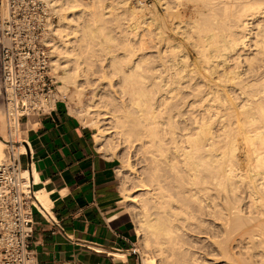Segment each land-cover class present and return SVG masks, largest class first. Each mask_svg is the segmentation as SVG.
<instances>
[{
    "label": "bare ground",
    "instance_id": "bare-ground-1",
    "mask_svg": "<svg viewBox=\"0 0 264 264\" xmlns=\"http://www.w3.org/2000/svg\"><path fill=\"white\" fill-rule=\"evenodd\" d=\"M204 1H205V4L208 3V0H204ZM61 3L60 5H62ZM209 3L211 7L208 6V8H211L209 10L212 11L211 12L212 20L210 21L209 19V25L207 26H210V27L209 28L206 27L207 29L204 28L202 30L200 27V25L202 24L200 23V25H197L196 26L197 28H195L194 30L196 33L197 32L196 29H198V32H197L198 34H195V35H198V40L195 42V44L197 43L198 48L200 46L202 48L201 51L199 52L201 60H203V62H205L207 66L211 65L209 66V68L210 67L212 68L213 66V70L211 69L212 72L210 71L211 72L210 76L204 78V79H209L206 81L207 84H205V85H208L207 90L203 92V93H206L207 95L206 97L207 102L205 106L203 105L204 107L202 108V110L195 117L190 119L189 124H185L187 122V121L186 122L184 121L186 118L184 120L182 118L183 122H185L184 124L186 125V126H183V128H180L179 126H177L178 123L177 124L175 123L176 126L179 127L177 128L179 135L175 137L176 132L173 130L175 125H173L174 127L171 126L173 129L172 128L169 129L171 132L170 134L172 135L171 136L169 134L171 136L170 143L173 145V151L171 153V156L166 157V161L165 160L164 161L167 163V166L169 167V172H171L174 176L175 180L174 179L173 180L176 183L175 190L173 194L168 192V190L166 189L168 186L165 187L164 185L165 178L164 180H162L163 177L160 176L162 175L161 174L162 171L161 173H159L160 168H162L161 166L162 162H158L159 159L156 160L157 158L152 159L153 157H151V159L153 160L151 162H153L154 165L152 164L153 174L149 177L150 178L149 183L141 182L137 184L135 181H133L135 182L134 184H137V185H134L132 188L134 190L133 193H140V194H138L137 196H133L134 194H132L130 191H128V193L125 194L126 201H130L131 203H134L140 206L139 215L141 216L140 218H138V223L140 227V229L137 232L138 235L141 236L143 231L145 232V230H148L151 232V235L153 236V239H152L153 241H151L150 239V241L145 242L146 247L150 246V243L152 242L154 247L158 249L161 255L164 254V251H167V253L169 252L171 255L176 257L172 262H167V264H192L193 261L195 262V264H197V262H200L199 261L200 258L198 257V255L197 256L194 254L189 255V253L188 254H186L187 252L185 253L183 249L184 243L182 244V242L178 238L177 233L181 228L180 218L182 217L185 218L184 219L185 222L189 223L193 227L195 226V229H198V230H201V226H202V224H199L198 222L200 221L199 219L201 217H204V219H206L205 217H207V219L210 218V219H214L215 221L216 220L219 221L221 223L220 224L221 232L219 231L218 232L219 233L223 232L224 242L222 243L225 249L221 243L222 240L221 241L218 240L220 242L218 246L223 250V252H225V254L228 252L231 253L233 249L235 248L236 249L237 248H245V249L248 248V249L256 250V247L259 244H264V76L262 75L263 70H264V29L262 31L258 29L256 36L255 37L253 36L255 38L254 46L256 48V53H254L253 56H249L246 58V64L247 63L249 64V65L247 64V66H249L248 67L249 69L247 68L244 69L240 67L241 69L238 68V70L235 68L229 70L228 68L230 67L229 63H230V57H233L232 55H237L238 57H242L241 50L244 47H246L245 41L247 39L249 40V37L252 34V32L250 33V30L248 29L249 27H253L252 25L250 26V22L264 14V0H209ZM209 3L207 5H209ZM205 8H207V6ZM210 11L208 15L209 17H210ZM195 23H198V22L196 21ZM206 23H208V20ZM206 23L204 25H206ZM261 23L263 24V22ZM204 25H202V27H204ZM239 25L243 31L237 28L239 27ZM93 29L89 28L87 34L88 35L90 34V36L95 37L94 34L99 33V29H98V32H96V30H93ZM158 29L161 30V28H158ZM235 29H239V32L241 31L242 34L239 35V32H237L238 30H235ZM162 30L161 32L160 31L158 32L159 34L156 33V35L157 34L164 35V31L162 32ZM150 34H151V30L149 31V34H148L149 36L148 37L146 36L147 37L146 39H148L149 41L148 43L150 44L149 46L151 47V44L153 43H151L152 40L150 41V38H151L150 36L152 35ZM161 38L165 40L168 39L167 36L165 38L161 36ZM196 38L193 40H196ZM48 39L49 38H47V40ZM159 45L161 46V44ZM167 45H169V43ZM171 45H172V42H171ZM251 49L254 50V47ZM148 51H153V49L148 50ZM132 53L130 55H127V58L129 59L127 61V64L130 67V69H129V73L126 72L127 76H124V79L129 80L130 82L129 81L128 82L131 84V81L139 78L140 83H142L140 85L143 86V87L139 86L141 87V89L139 88V91L137 90V92L135 89L131 88L133 91V92L131 91V93L134 95V97L131 100V103L132 105L136 107L137 113H138V115L136 116H139L137 118H140V121L142 123V128L141 130H139L140 132L138 131L137 132L140 135H144L146 138H148L151 147H153L157 153L163 156L165 153L164 146H163L165 139L164 137H162L161 134H165V133L164 132L161 133L164 130L161 128H164V127H162V125H160V122H158L159 117L156 114L157 111H155V107H154L155 101L153 100L154 101L153 102L152 101L153 96H150L152 94L151 88L156 89L155 87L157 86L160 90L159 91L160 94L161 93L164 94L166 92L167 96L168 94H170V96L168 97L169 100L170 99L172 101L173 99L175 100L176 91L177 92L179 91V88L177 90L176 86L180 84L182 85L184 83L183 81L187 82V79L189 78V75H188L189 71L187 70V65H189V63L187 64L186 63L187 61L184 62L185 60L177 61L174 55L171 61H170L171 58L170 59L168 58L169 60L167 61L168 62L170 61L168 65L160 66L162 68L164 67V70L160 69L161 70L160 71L158 68H156V70L153 68L155 72L154 73L152 72V75L149 76V71L151 70L147 68H146L147 69L146 72L144 70L143 71L140 70L141 62L139 63V62L134 61L135 59L133 60ZM260 56L261 58H259ZM159 58L162 59L161 57ZM59 59L61 58H58L57 63L59 62ZM145 59H146L145 61L147 62V60H149L150 58H148V56H145ZM122 62L123 61H121V63ZM180 64H183V65H180ZM220 67H222L223 73L219 76H214L219 73L218 69ZM120 68L122 69V67ZM67 73L68 72L64 71V74L60 76L62 82L64 83L63 89L64 87L66 89L68 87L67 86L68 83H70V77L68 76L69 74ZM200 73L199 75L202 74ZM261 75L263 77H261ZM203 77H205V74L202 76V78ZM136 81H133V82H136ZM258 81L260 82L258 83ZM188 83L190 84L191 82H188ZM134 84L135 83H132V86ZM136 84L139 85V82H136ZM149 87L151 88L149 89ZM128 89H130L129 86H128ZM196 89L194 91H197ZM199 90H198V93L200 92ZM161 91H163L164 93ZM199 94H198V97H199ZM177 95H179V93ZM206 95L204 94V96ZM167 96L164 98L162 95L163 99L161 98V100L159 101L163 104L165 101H167L164 104L165 106L166 104L169 103ZM100 108L101 106L99 107V109ZM89 109L86 112L92 118L97 120V121L95 120L96 124L99 122L101 117H103L102 119L106 121V124L109 125L110 121L114 120L115 115H116V114H113V112L112 113L109 112V109L107 108H105L108 110L107 112H104V111L100 112V110H103V109H100L99 111L98 110L95 111V107L93 108L94 110H91V109L89 110ZM118 116L119 115H117L116 117ZM170 116H168V118ZM180 116L182 117V115ZM177 117L179 116H176V119ZM137 118L135 119L138 120ZM161 118L163 117L161 116ZM177 120H174V122ZM117 122L119 124V121ZM107 132L108 131L100 130V132L95 135L97 146H100L101 143L104 141L105 139L104 137L107 134ZM118 132L116 133V135L118 134ZM111 133L113 132H110L108 134H111ZM141 137L142 136L139 137V140ZM143 140L144 139L141 138V141ZM141 147H142V143L140 145V148ZM22 150H24L23 147H22ZM159 166L161 167L159 168ZM148 168H149V165H148ZM22 171H23L22 172L23 177L27 181H29L30 172L24 169ZM136 173L137 172H135V174ZM33 175L35 176L34 182L38 183L40 180H39L37 172L34 171ZM150 188H152L151 189L152 191L158 192L156 196L153 195L152 198L147 197L149 195H147L146 193L144 194V192L148 191ZM35 193L37 196L38 205L44 208L46 212H50L52 203L49 199V195L46 194L44 190H39L38 192L35 191ZM149 193L150 192H148V194ZM175 207L176 209H174ZM151 211H157V216L153 217L151 214L152 213ZM144 234L146 235V233ZM148 236L146 235V237ZM144 237L145 236H143L142 238ZM257 238H260L261 242ZM256 239L258 243L255 242ZM218 241L216 243H218ZM234 243H236L237 245ZM245 243L247 244V246H245ZM249 254L251 253L249 252ZM249 257H251V255ZM144 264H155L154 258L148 257L144 261Z\"/></svg>",
    "mask_w": 264,
    "mask_h": 264
},
{
    "label": "rangeland",
    "instance_id": "rangeland-1",
    "mask_svg": "<svg viewBox=\"0 0 264 264\" xmlns=\"http://www.w3.org/2000/svg\"><path fill=\"white\" fill-rule=\"evenodd\" d=\"M61 1H62V3H61ZM144 1H145V3L141 5L139 3V0H52L53 6L55 8V14H56V23H55L56 27H54L52 33L48 37L49 39L47 40L48 46H49L50 51H51V61H52L51 62V71H52V74L55 75L56 80H57V83H56L57 88H56V93L54 96L57 100H60V102L65 107V110H67L71 115L76 117L82 125L88 127L91 130V132L93 134V138L95 141H96L95 135L97 133H99L100 130L108 131L107 134L105 133L106 134L104 137L105 139L103 138L104 141L101 143V145L100 146L96 145V146H97V148H99V150L104 155H106L108 157H116L119 160L118 161V167H117V176H118V179H119V182L121 185L122 194H123L124 199H125V204L127 205L128 210L131 212V214L133 216V222H134V225L136 228V232H138V230L140 229L139 223H138V218H140V216H141V215H139L140 214V210H139L140 206L136 205L134 203H131L130 201H126L125 194H127L128 191H130L132 194H134L133 196H137L138 194H140V193H133L134 190L132 188L134 185H137L138 183H141V182H148L149 183V179H150L149 177L153 174L152 173L153 172L152 166L154 165L153 162H151V161H153L152 159H156V158H157L156 160L162 159L160 161L158 160V162H162L161 166L163 168L162 169V168H160L161 166H159V168H160L159 173H161V171H162V173H161L162 175H160V174L159 175L163 177L162 180H164V178H165L164 185H165V187L168 186L166 189L168 190V192L173 194V192L175 190L176 183L174 181L175 179H174L173 174L171 172H169V167L167 166V163L165 162L166 157L171 156V153L173 151V145L170 143V139H171L172 135L170 134L171 132L169 129H171L172 127H174L173 125H175L174 129L173 128L172 129L176 132L175 133V137H176L177 135H179L177 128H179V127L183 128V126H186L185 124H189L190 119L195 117L202 110V108L205 106V104L207 102L206 101L207 95H206V93H203V92H205L207 90L208 85H205V84H207L206 81L209 79H204V78L209 77L210 73L213 70V66H212V68L211 67L209 68V66H211V65L207 66V64L205 62H203V60H201V58H200L199 52L201 51L202 48H201V46L198 48L197 43L195 44V42L198 40V35H195V34H198L197 33L198 29H196L197 30L196 33L194 31L195 28H197L196 27L197 25H200V23L202 25H204L207 22V20H208V23H206V25H204V27H202V25H200V27L202 30L204 28L207 29L210 27V26H207V25H209V19H210V21L212 20L211 19V14H212L211 12L212 11L209 10L211 8H208V6H210L209 0H208L209 5H207L208 3L205 4L204 0H144ZM191 2H192V4H191ZM202 2H203V4H202ZM60 3L62 5H60ZM204 4L207 6V8H205L206 6ZM209 11H210V17L208 16ZM199 15H201V16H199ZM263 17H264V14L250 22V26L252 25L253 27H249L248 29L250 30V33L252 32V34H251L252 38L250 36L249 40L247 39L245 41L246 42L245 46L247 48L242 47L243 48L241 50V56L242 57H238L237 55H232L233 57H230V63H229L230 67H228L229 70L234 69V68L237 70H238V68L239 69H241V68L249 69L248 68L249 66H247L248 63L246 64V58L249 56H253V54L256 53V48L254 46V42H255L254 37L256 36L258 29H260L261 31L264 29L263 28L264 27V18ZM178 20H179V22H178ZM196 21L198 23H195ZM261 22H263V24ZM210 23H212V22H210ZM157 27L161 28V30L163 29L162 32L164 31V35H158L159 34L158 32L159 31L161 32V30H159ZM89 28H91V29L94 28L93 30H96V32H98V29H99V33L94 34L95 37L90 36V34L89 35L87 34ZM237 28L241 29L240 25ZM149 29L151 30V34H152V35L150 34L151 35L150 37L152 38V39L150 38V41L152 40L151 43H153V44H151L152 48L149 46L150 44L148 43L149 42L148 39H146L149 36L148 35L149 31H150ZM239 29H235V30H238L237 32H239ZM102 30H104V31H102ZM241 31H243V30L241 29ZM241 31L239 32V35L242 34ZM176 32H178V33H176ZM156 33H158V34L156 35ZM182 33H183V35H182ZM161 36H163L164 38L167 36L168 39L165 40V39L161 38ZM196 36H197V38H196ZM248 36H247V38H248ZM187 37H188V39H187ZM194 37L196 38V40H193V39H195ZM75 39H77V40H75ZM171 42H172V45H171ZM191 42H193V43H191ZM103 43H104V45H103ZM168 43H169V45H167ZM159 44H161V46ZM131 46H132V48H131ZM155 46H157V47H155ZM168 46H169V48H168ZM252 46L254 47V50L251 49V48H253ZM149 48H151V49H149ZM197 48H198V50H197ZM85 49H86V51H85ZM152 49H153V51H148V50H152ZM245 49H246V51H245ZM175 50H177V51H175ZM159 52L161 55L159 54ZM131 53L133 54V60L135 59L134 61L139 62V63L141 62V64H140L141 69L140 70H142V71L144 70L145 72L147 69L151 70V71H149V76L152 75V72L153 73L155 72L156 68H158L159 70L160 69L164 70V67L162 68L160 66L161 65H168V63L172 60L174 55H175V57H176L175 59H177V61L185 60L184 62L187 61L186 63L187 64L189 63V65H187V70L189 71L188 72L189 78L187 79V82L183 81L184 83L182 85L180 84L181 86L180 85L176 86L177 90L179 88V91L178 92L176 91L175 95L178 98L175 97V100L173 99V101H172L170 99L171 100L170 101L168 98L170 96V94H168V96H167L166 92L164 93L163 91H161L164 94H162V93L160 94V92H159L160 90L157 86L155 87L156 89L149 87V89L151 88V90H152V94L150 96H153L152 101L153 100L155 101V102L153 101L155 103L154 107H155V111H157L156 114L159 117V120H158V118H157V120H158V122H160V125H162V127H164V128H161V129H164L161 133H163V132L165 133V134H161L162 137H164V139H165L164 145H163L165 153L163 156H161L159 153L156 152V150L153 147H151L148 138H146L144 135H140L138 133V132H140L139 130H141V128H142V123L140 121V118H137L139 116H136V115H138L136 107L134 105H132V103H131V100L134 97V95L131 93V91H132V89H135L137 92V90L139 91V88L141 89V87H143V86L140 85L142 83H140L139 78H137V77H136L137 79H134V80L132 79V80L133 81L137 80L136 82H139V85L133 81H131V84H130L129 80L124 79V76H127V73H129V69H130V67L127 64V61L129 60L127 58V55H130ZM145 56H148V58H150L149 60H147V62L145 61L146 60ZM159 57H161L164 61L162 59H160ZM58 58H61V59H59V62H58L59 64L57 63ZM168 58L169 59L171 58L169 62L167 61V60H169ZM259 58H261V56ZM119 59L123 62L121 63V61ZM124 60L126 61V63ZM181 63H183V62H181ZM180 65H183V64H180ZM120 67H122V69ZM124 67H126V68H124ZM199 70L201 71L202 74L200 73ZM56 71H58V72H56ZM64 71L68 72L67 74H69L68 76L70 77V83H68V85H67L68 87L66 89H65V87L63 89L64 83L62 82V80L60 78V76L64 74ZM105 71H106V73H105ZM218 71H219V73L217 75H214V76H219L223 73L222 67H220L218 69ZM199 73L202 76L205 74V77L202 78V76L199 75ZM262 75L264 76V70H263ZM262 75H261V77H263ZM191 76L193 79L191 78ZM195 76L197 77V79ZM200 76H201V78H200ZM210 78H212V77H210ZM260 81H258V83ZM188 82H191L190 83L191 85ZM132 83H135V84L132 86ZM128 86L130 89H128ZM139 86H141V87H139ZM190 86H191V88H190ZM182 87H183V89H182ZM203 88H204V90H203ZM127 89L130 91H128ZM187 89H189V90H187ZM195 89L197 91H194ZM198 90L200 91L199 92L200 94L198 93ZM184 91H186V92H184ZM189 92H191V93H189ZM156 93H158V94H156ZM178 93H179V95H177ZM193 94L195 97L193 96ZM196 94H197V96H196ZM198 94H199V97H198ZM204 94L206 96H204ZM162 95L164 98L167 96L168 102L170 103V104L169 103L166 104L167 108L164 105L167 101H165L164 104L159 102L162 98ZM156 97H157V99H156ZM179 97H180V99H179ZM158 103H159V105H158ZM160 104H162V105H160ZM123 105H124V107H123ZM100 106H101L100 109H103V110L99 109ZM105 106H107V107H105ZM87 107H88V109L90 108L91 110H94L93 108L95 107V111L100 110V112L101 111L107 112L108 111L107 109H109V112H111V113L113 112V114H116L115 115L116 119L114 118L115 121L114 120L110 121V124L108 125V124H106V121H104L102 119L103 117H101L99 122L96 124L97 120L92 118L90 115L87 114V112H86V111H88ZM105 108H107V109H105ZM110 108H111V110H110ZM114 108H116L119 111H117ZM163 111L164 112L166 111L165 114ZM104 112H102V113H104ZM191 113H192V115H191ZM92 115H93V113H92ZM94 115H95V113H94ZM117 115H119L120 117L119 116L116 117ZM159 115H161L163 118L165 116L166 117L163 119ZM180 115H182V117ZM168 116H170V117L168 118ZM176 116H179V117H177V119L179 118L178 120L176 119ZM117 118H118V120H117ZM135 118H137L138 120H136ZM182 118H183V120L186 118L184 121L185 122L187 121V122L186 123L183 122ZM169 119L171 122L169 121ZM174 120H177V121L174 122ZM117 121H119V124ZM0 123L3 126V134H4V137L6 138V121H5V116L3 113L2 95H1V99H0ZM175 123L176 124L178 123L177 126H179V127H177ZM139 124L141 127L139 126ZM120 125H122V126H120ZM138 126L140 129L138 128ZM23 127L25 129L26 125H24ZM115 129H117V130H115ZM110 132H113V133L108 134ZM117 132H118V134L116 135ZM167 132H169V133H167ZM22 134L25 135L26 131H23ZM139 135L142 136L141 138L144 139L143 141H141V138L139 140V137H140ZM135 136H136V138H135ZM137 137H138V139H137ZM128 138H129V140H128ZM108 139H109V141H108ZM128 141H130V142H128ZM139 143H140V145L142 143L143 148L142 147L140 148ZM5 147H6L5 144L2 141H0V149H1L0 150V158L4 156ZM160 156H161V158H160ZM151 157H153V158L151 159ZM163 157H165V158H163ZM147 159H149V160H147ZM148 165H149V168H148ZM164 167L166 170L164 169ZM135 172H137V173L135 174ZM147 173H148V175H147ZM164 174H165V176H164ZM167 174H168V176H167ZM166 177H167V179H166ZM133 181H135L137 184H134L135 182H133ZM167 181H168V183H167ZM131 189H132V191H131ZM151 189L152 188H150L148 191L144 192V194L146 193L147 195H149V196H147L149 198H152L153 195L156 196V194L158 193L157 191H152ZM148 192H150V193L148 194ZM152 192H153V194H152ZM174 209H176V207ZM151 212H152L151 214L153 217L157 216V211H151ZM205 218L206 219H204V217H201L199 219L200 221H198L199 224H202L201 230L195 229V226L193 227L189 223L185 222L184 217L180 218L181 228L177 233L178 238L180 239L182 244L184 243L183 249H184L185 253L187 252L186 254L189 253V255L190 254H194L196 256L198 255V257L200 258V259L198 258L200 262H197V264H200V263L201 264H238V263L239 264H261V263L264 264V262H262V261H264V258H263L264 257V244H259L256 247V250H252V249H248V248H246V249L245 248H237V249L235 248V249H233V251L231 250L233 253L228 252L229 254L228 253L225 254V252H223V250L218 246V244L220 243L219 241L222 240L221 243L224 242L223 241L224 240L223 232L219 233V232H221V228H220L221 223L217 220L215 221L214 219H210V218L207 219V217H205ZM199 232H200V234H199ZM201 232H202V234H201ZM144 233H146V235L147 236L149 235V236L146 237V235ZM137 236H138V238L135 241V244L132 246V248H133V255H134L136 262L138 264H144V261L148 257H153L155 264H167V262H172L176 258L175 256L171 255L169 252L167 253V251H164V254L161 255L159 253L158 249H156L154 247L152 242L150 243V246L146 247V245H145L146 241H150V239H151V241H153L152 240L153 236L151 235L150 231L145 230V232L144 231L142 232L141 236L142 237L145 236L144 238L139 236L138 233H137ZM257 239L260 241V238H257ZM257 239L255 241L256 243H258ZM217 241H218V243H216ZM234 244H236V243H234ZM222 245H223V243H222ZM245 246H247L246 243H245ZM223 247H224V245H223ZM224 249H225V247H224ZM200 251H202V252H200ZM249 252L251 254H249ZM252 253L253 254L255 253V254L253 255ZM250 255H251V257H249ZM235 258H236V260H235ZM192 264H195V262L193 261Z\"/></svg>",
    "mask_w": 264,
    "mask_h": 264
},
{
    "label": "crops",
    "instance_id": "crops-1",
    "mask_svg": "<svg viewBox=\"0 0 264 264\" xmlns=\"http://www.w3.org/2000/svg\"><path fill=\"white\" fill-rule=\"evenodd\" d=\"M2 92L0 70V99ZM24 125L22 168L34 190H44L52 203L50 212L34 209L37 264H138L132 248L138 236L117 176L118 158L104 155L91 130L61 102L51 114L28 116Z\"/></svg>",
    "mask_w": 264,
    "mask_h": 264
},
{
    "label": "built area",
    "instance_id": "built-area-1",
    "mask_svg": "<svg viewBox=\"0 0 264 264\" xmlns=\"http://www.w3.org/2000/svg\"><path fill=\"white\" fill-rule=\"evenodd\" d=\"M55 23L52 0H0L6 121V147L0 158V264H37L32 247L34 209L46 211L37 203L33 183L22 174V147L28 144L22 132L25 118L51 114L60 102L54 96L57 80L47 43Z\"/></svg>",
    "mask_w": 264,
    "mask_h": 264
}]
</instances>
